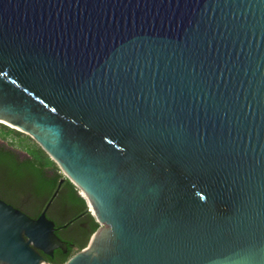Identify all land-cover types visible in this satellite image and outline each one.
<instances>
[{
    "label": "water",
    "instance_id": "water-1",
    "mask_svg": "<svg viewBox=\"0 0 264 264\" xmlns=\"http://www.w3.org/2000/svg\"><path fill=\"white\" fill-rule=\"evenodd\" d=\"M0 124L64 179L0 200V264L68 251V179L100 228L65 264H264V0H0Z\"/></svg>",
    "mask_w": 264,
    "mask_h": 264
},
{
    "label": "trees",
    "instance_id": "trees-1",
    "mask_svg": "<svg viewBox=\"0 0 264 264\" xmlns=\"http://www.w3.org/2000/svg\"><path fill=\"white\" fill-rule=\"evenodd\" d=\"M0 139L7 143H0V188L8 192L15 190H28L36 198L43 201V206L48 203L56 193L64 175L50 157L27 135L0 124ZM21 149V153L15 149ZM4 187V188H3ZM74 208L77 214L84 216L89 221V232L86 240L79 245L84 249L92 235L100 228L95 217L89 212L86 200L80 195L79 190L65 179L58 196L55 198ZM54 200V201H55ZM39 215H36L37 218ZM62 256V253H59ZM74 255L69 250L68 255L55 262L50 258L46 260L51 264H65Z\"/></svg>",
    "mask_w": 264,
    "mask_h": 264
},
{
    "label": "flooded vegetation",
    "instance_id": "flooded-vegetation-1",
    "mask_svg": "<svg viewBox=\"0 0 264 264\" xmlns=\"http://www.w3.org/2000/svg\"><path fill=\"white\" fill-rule=\"evenodd\" d=\"M0 200L33 219H38L47 205L46 203V205L42 207L43 201L36 198L28 190L19 191L16 189L15 192H8L0 188ZM54 200L47 210V217L55 223L56 235L68 245V251L64 253L61 250H57L52 258L45 255L43 256L45 260L46 258H50L55 260V262H59L63 256L68 255L70 249L74 251V254L80 251L79 245L86 240L90 225L86 217L77 214L74 208L67 205L63 199L58 198ZM36 215L39 216L35 218ZM59 253H62V256H60Z\"/></svg>",
    "mask_w": 264,
    "mask_h": 264
},
{
    "label": "rangeland",
    "instance_id": "rangeland-1",
    "mask_svg": "<svg viewBox=\"0 0 264 264\" xmlns=\"http://www.w3.org/2000/svg\"><path fill=\"white\" fill-rule=\"evenodd\" d=\"M0 143L2 144V143H7V142H4L3 140L0 139ZM15 149H16L17 151H19V153L23 154V153L21 152V149H19L18 147H15ZM0 181H3V180H0ZM3 188H4V187H3ZM4 189H5V188H4Z\"/></svg>",
    "mask_w": 264,
    "mask_h": 264
}]
</instances>
